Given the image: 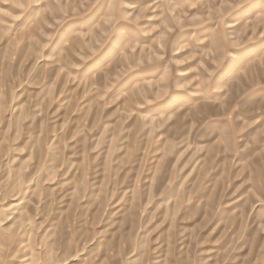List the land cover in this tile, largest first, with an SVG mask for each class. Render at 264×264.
Listing matches in <instances>:
<instances>
[{
	"label": "rangeland",
	"instance_id": "1",
	"mask_svg": "<svg viewBox=\"0 0 264 264\" xmlns=\"http://www.w3.org/2000/svg\"><path fill=\"white\" fill-rule=\"evenodd\" d=\"M0 264H264V0H0Z\"/></svg>",
	"mask_w": 264,
	"mask_h": 264
},
{
	"label": "snow or ice",
	"instance_id": "2",
	"mask_svg": "<svg viewBox=\"0 0 264 264\" xmlns=\"http://www.w3.org/2000/svg\"><path fill=\"white\" fill-rule=\"evenodd\" d=\"M20 7H23V5H20ZM103 10V4H101L100 8L98 9V11H102ZM128 37L127 36H117L114 41L113 44L114 45H122L123 41L126 40Z\"/></svg>",
	"mask_w": 264,
	"mask_h": 264
}]
</instances>
